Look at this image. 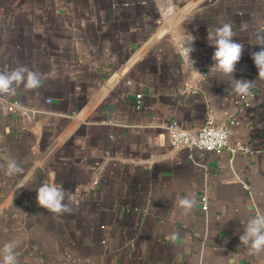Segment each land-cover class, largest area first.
<instances>
[{"label":"crops","instance_id":"crops-1","mask_svg":"<svg viewBox=\"0 0 264 264\" xmlns=\"http://www.w3.org/2000/svg\"><path fill=\"white\" fill-rule=\"evenodd\" d=\"M224 22L244 44L233 77L252 82L253 99L208 71V31ZM257 32L264 0H0V70L42 74L39 89L9 97L26 113L0 102V248L18 241V264H264L239 240L264 213ZM188 34L201 74L180 51ZM211 114L217 126L237 120L230 145L248 152L195 151L193 161L173 148L170 122L196 133ZM9 158L24 173L6 176ZM53 180L74 195L71 214L38 205ZM185 196L196 201L187 216Z\"/></svg>","mask_w":264,"mask_h":264},{"label":"clouds","instance_id":"clouds-1","mask_svg":"<svg viewBox=\"0 0 264 264\" xmlns=\"http://www.w3.org/2000/svg\"><path fill=\"white\" fill-rule=\"evenodd\" d=\"M255 45H259L261 50L252 52L251 57L259 70V75L264 76V32H257L254 36ZM196 37L188 34L182 38L180 43V51L185 61L191 66L194 74H201L195 67V61L191 59V53L195 51L194 41ZM207 40L210 46L215 48L212 56L213 64L208 71L211 73H219L222 76L231 77V86L233 93L241 96H247L252 88V82L235 79L233 73L236 71V65L242 57L244 44L234 40V32L231 23L224 22L221 25L208 31ZM42 74L34 71L25 65H18L11 70H0V95H15L17 88L23 86L28 90H37L41 84ZM2 167V166H0ZM24 169L20 167L18 162L9 158L4 174L12 177L24 173ZM34 172L29 171L27 176L30 178ZM50 176L54 177L55 173L50 172ZM25 187L21 184L18 188ZM36 200L40 207L46 209L53 214H71L72 205L75 203V197L72 192L64 189L63 184L52 182L42 183L36 191ZM196 201L192 197H181L178 200V207L182 215H189L195 208ZM244 223V222H241ZM240 243L247 246L248 254L258 256L264 253V213L257 214L248 220L243 227V233L239 235ZM18 241H10L0 248V264H18L16 248Z\"/></svg>","mask_w":264,"mask_h":264},{"label":"built area","instance_id":"built-area-1","mask_svg":"<svg viewBox=\"0 0 264 264\" xmlns=\"http://www.w3.org/2000/svg\"><path fill=\"white\" fill-rule=\"evenodd\" d=\"M205 77L206 74H202ZM11 95H0L1 104L10 112L15 113L21 111L26 113L24 109L17 101L9 99ZM255 94L250 93L249 98L253 99ZM142 96H138V104H141ZM246 107L250 106V101L245 104ZM238 124L236 119H231L220 126L216 125L214 115H209L205 121L204 126L196 133L190 132L183 128L178 122L172 121L166 129L170 136L171 145L176 149H185L190 153L191 160L195 161L194 152L202 151L210 154H220L224 150L230 151L233 155L245 151L248 149L245 146H232L230 145V135L233 128ZM243 187L250 191V187L246 182H242ZM208 197L206 194L203 196V210L207 212Z\"/></svg>","mask_w":264,"mask_h":264}]
</instances>
